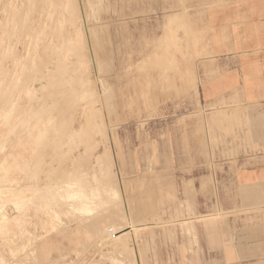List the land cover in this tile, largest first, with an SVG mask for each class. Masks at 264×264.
<instances>
[{"label":"rangeland","instance_id":"rangeland-1","mask_svg":"<svg viewBox=\"0 0 264 264\" xmlns=\"http://www.w3.org/2000/svg\"><path fill=\"white\" fill-rule=\"evenodd\" d=\"M233 3L0 0V264H236L239 219L264 233V186L212 175L240 106L198 93Z\"/></svg>","mask_w":264,"mask_h":264},{"label":"crops","instance_id":"crops-1","mask_svg":"<svg viewBox=\"0 0 264 264\" xmlns=\"http://www.w3.org/2000/svg\"><path fill=\"white\" fill-rule=\"evenodd\" d=\"M233 1L230 9L210 17L211 55L202 58L198 93L202 105L226 103L221 111L240 106L241 146L234 154L223 148L217 158L221 168L212 175L225 182L233 164L236 185L249 190L264 186V0ZM248 225H256L255 220L239 219L236 264L264 257V248H254L264 243V233L254 236Z\"/></svg>","mask_w":264,"mask_h":264},{"label":"bare ground","instance_id":"bare-ground-1","mask_svg":"<svg viewBox=\"0 0 264 264\" xmlns=\"http://www.w3.org/2000/svg\"><path fill=\"white\" fill-rule=\"evenodd\" d=\"M66 1H67V0H66ZM65 3H67V2H65ZM75 5H76V4H75ZM69 22H70V21H69ZM70 24H71V23H70ZM79 28H80V26H79ZM71 29H72V28H71ZM80 30H81V29H80ZM74 32H75V31H74ZM74 32H73V33H74ZM79 33H80V31H79ZM72 37H73V36H72ZM13 44H15V43H13ZM12 46H13V45H12ZM25 46H26V45H25ZM13 48H14V47H13ZM23 48H24V47H23ZM28 48H29V47H28ZM75 48H77V46H76ZM25 50H26V49H25ZM72 50H73V49H72ZM12 51H13V49H12ZM72 52H73V51H72ZM8 53H9V52H8ZM10 53H11V52H10ZM27 53H28V52H27ZM73 53H74V52H73ZM26 55H27V54H26ZM25 57H26V56H25ZM20 67H21V66H20ZM15 80H16V79H15ZM15 80H14V81H15ZM16 81H17V80H16ZM16 81H15V82H16ZM12 84H14V83L12 82ZM14 85H15V84H14ZM88 85H89V84H88ZM87 88H88V86H87L85 89H87ZM90 88H91V87H90ZM88 89H89V88H88ZM88 91H89V90H88ZM88 91H87V92H88ZM87 92H86V94H87ZM84 93H85V92H84ZM88 94H89V93H88ZM84 97H85V96H84ZM93 98H94V97H93ZM90 99H91V98H90ZM90 99H89V100H90ZM91 100H92V99H91ZM93 101H94V100H93ZM96 101H97V100H95V102H93V103H96ZM9 105H10V104H9ZM95 110H96V109H95ZM97 110H99V109H97ZM4 112H5V111H4ZM98 112H99V111H98ZM2 113H3V112H2ZM93 113H95V111H94ZM0 114H1V113H0ZM3 115H4V114H3ZM8 115H9V114H8ZM96 115H97V113H96ZM98 116H100V114H99ZM12 117H13V116H12ZM90 117H91V116H90ZM94 117H95V115H94ZM5 118H6V117H5ZM5 118H4V119H5ZM14 118H15V117H14ZM92 118H93V117H92ZM11 119H12V118H11ZM37 119H38V118H37ZM40 120H41V119H40ZM86 120H87V119H86ZM94 120H95V119H94ZM94 120H92V121H94ZM98 120H99V118H98ZM90 121H91V120H90ZM90 121H89V122H90ZM92 121H91V122H92ZM89 122H88V123H89ZM10 123H11V122H10ZM88 123H87V124H88ZM95 123H96V122H95ZM3 124H4V123H3ZM90 125H91V124H90ZM97 125H98V124H96V126H97ZM97 127H98V126H97ZM81 128H82V127H81ZM98 128H99V127H98ZM101 128H102V126H101ZM37 129H38V128H37ZM50 130H51V129H50ZM78 130H79V129H78ZM33 132H34V130H33ZM37 132H38V131H37ZM50 133H51V132H50ZM77 133H78V132H77ZM81 133H82V132H81ZM34 135H35V134H34ZM24 136H25V135H24ZM34 137H35V136H34ZM37 137H38V136H37ZM43 138H44V136H43ZM25 139H26V138H25ZM33 139H34V138H33ZM89 139H90V138H89ZM93 139H94V138H93ZM26 140H27V139H26ZM14 146H16V145H14ZM16 147H18V146H16ZM11 148H12V147H11ZM16 149H17V148H16ZM10 150H11V149H10ZM16 151H17V150H16ZM15 154H16V152H15ZM107 154H108V153H107ZM109 154H110V153H109ZM22 155H23V154H22ZM104 155H105V154H104ZM3 156H4V155H3ZM105 156H107V158H108V155H105ZM105 156H103V158H104ZM3 158H4V157H3ZM105 158H106V157H105ZM107 158H106V159H107ZM2 160H3V159H2ZM4 162H5V161H4ZM9 162H10V161H9ZM5 163H6V162H5ZM104 163H105V162H104ZM98 164H99V163H98ZM105 164H106V163H105ZM7 165H9V164H7ZM7 165H6V166H7ZM96 165H97V164H96ZM102 165H103V164H102ZM9 166H10V165H9ZM105 167H106V166H105ZM4 170H5V169H4ZM6 170H7V169H6ZM11 170H12V169H11ZM5 172H6V171H5ZM8 175H9V174H8ZM8 175H7V176H8ZM51 175H52V173H51ZM10 176H11V174H10ZM49 176H50V175H49ZM79 176H80V175H79ZM71 178H72V177H71ZM66 179H67V178H66ZM69 180H70V179H69ZM55 181H56V179H55ZM55 181H54V182H55ZM67 181H68V180H67ZM71 181H72V180H71ZM79 181H80V180H79ZM60 182H61V181H60ZM65 182H66V181H65ZM58 183H59V182H58ZM103 184H104V183H103ZM61 185H62V184H61ZM64 185H65L67 188H71V190H72V189L74 190L75 188L77 189V186H78V185H76L75 183H70V182H66V183H64ZM54 186H55V185H54ZM58 186H59V185H58ZM58 186L56 185V187H58ZM107 186H109V185H107ZM110 186H111V185H110ZM45 187H46V186H45ZM62 187H63V186H60L61 189H62ZM104 187H106V185H105ZM63 188H64V187H63ZM101 188H102V186H101ZM58 189H59V188H58ZM61 189H59V190H61ZM65 189H66V188H65ZM102 189H104V188H102ZM54 190H56V189H54ZM63 190H64V189H63ZM67 190H68V189H67ZM69 190H70V189H69ZM69 190H68V191H69ZM71 190H70V191H71ZM73 190H72V192H73ZM42 191H43V190H42ZM57 191H58V190H57ZM57 191H56V194H57ZM70 191H69V192H70ZM76 191H77V190H76ZM76 191H75V192H76ZM104 191H106V190H104ZM29 192H30V191H29ZM37 192H38V191H37ZM43 192H44V191H43ZM69 192H68V193H69ZM11 193H13V192H11ZM11 193H10V194H11ZM31 193H32V192H31ZM63 193H64V192H63ZM25 194H26V193H25ZM58 194H60V193H58ZM58 194H57V195H58ZM7 195H8V194H7ZM7 195H6V196H7ZM15 195H16V194H15ZM29 195H30V194H29ZM60 195H61V194H60ZM63 195H64V194H63ZM12 196H13V195H12ZM24 196L26 197V195H24ZM33 196H34V194L32 193V194H31V197H33ZM55 196H56V195H55ZM65 196H66V195H65ZM15 197H16V196H15ZM25 197H24V198H25ZM29 197H30V196H29ZM60 197L62 198V196H60ZM60 197H58V198H60ZM66 197H68V196H66ZM66 197H64V198H66ZM22 199H23V198H22ZM55 199H56V197H55ZM24 200H25V199H24ZM61 200L65 201L64 199H61ZM68 200H69V199L67 198V201H68ZM82 200H83V199H82ZM82 200H80V201L82 202ZM86 200L88 201L89 199H86ZM14 201H15V200H14ZM63 201H62V202H63ZM83 201H84V200H83ZM12 202H13V201H12ZM70 202L73 203L71 206L76 207V206L74 205L75 202H72V201H70ZM76 202H77V201H76ZM78 202H79V201H78ZM5 203H6V202H5ZM58 203H60V202H58ZM84 203H87V202L85 201ZM7 204H8V203H7ZM62 204H63V203H62ZM75 204H76V203H75ZM58 205H59V204H58ZM88 205L92 206V203H89V201H88V203H87L86 205L83 204V205H81V207H82V208H85V207H87ZM77 206H79V205H77ZM66 207H67V206H66ZM82 208H81V209H82ZM75 209H76V208H75ZM3 211H4V210H3ZM50 214H51V213H50ZM55 215H56V214H55ZM49 216H50V215H49ZM52 216H53V215H52ZM53 217H54V216H53ZM51 218H52V217H51ZM54 219H56V217H55ZM1 220H2V221H7V216H6L5 214H2V215H1ZM50 220H51V219H50ZM54 221H55V220H54ZM58 221H59V220H58ZM52 222H53V220H52ZM59 222H60V221H59ZM60 223H61V222H60ZM53 224H54V223H53ZM56 225H59V224H56ZM58 227H59V226H58ZM106 227H107V226H106ZM104 232H105V231H104ZM107 232H108V231H107ZM107 232H106V233H107ZM109 233H110V232H109ZM109 233H108L107 235H108V237L110 236V238H111L110 243H109L110 247H115V246H117V245L120 243V237L117 236L116 234H113V233H111V235H109ZM104 234H105V233H104ZM115 236H116V237H115ZM102 237H104V236L102 235ZM105 237H106V236H105ZM106 238H107V237H106ZM106 238H104V239H106ZM100 240H101V239H100ZM108 240H109V238H108ZM107 242H108V241H107ZM95 243H96V242H95ZM106 244H107V243H106ZM103 245H104V244H103ZM26 250H27V249H26ZM24 251H25V249H24ZM90 255H91V254H90Z\"/></svg>","mask_w":264,"mask_h":264}]
</instances>
